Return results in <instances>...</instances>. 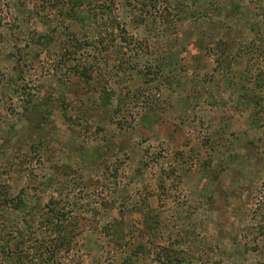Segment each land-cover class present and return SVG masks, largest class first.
Returning a JSON list of instances; mask_svg holds the SVG:
<instances>
[{
	"label": "rangeland",
	"instance_id": "obj_1",
	"mask_svg": "<svg viewBox=\"0 0 264 264\" xmlns=\"http://www.w3.org/2000/svg\"><path fill=\"white\" fill-rule=\"evenodd\" d=\"M0 264H264V0H0Z\"/></svg>",
	"mask_w": 264,
	"mask_h": 264
},
{
	"label": "trees",
	"instance_id": "obj_2",
	"mask_svg": "<svg viewBox=\"0 0 264 264\" xmlns=\"http://www.w3.org/2000/svg\"><path fill=\"white\" fill-rule=\"evenodd\" d=\"M259 87H260V85H259ZM245 94L248 96V99H247L248 102H243L242 103L243 105L247 106V104L249 105L251 103H254L255 105H259L260 96L258 97L259 94H257L254 90H251L249 92H245ZM60 226H58V233L56 232L57 235L55 236V238L53 240L56 241L58 244H61V245H63V244L69 245L71 243V241H70L69 236H67V229L65 228L66 225L62 228L63 233H61V231H59ZM57 246L58 245L53 244L52 246L49 245V248L51 249V248H54Z\"/></svg>",
	"mask_w": 264,
	"mask_h": 264
}]
</instances>
